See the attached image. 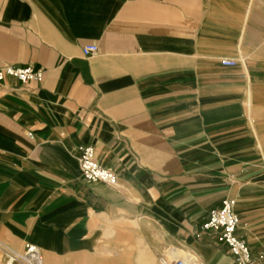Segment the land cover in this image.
Here are the masks:
<instances>
[{
    "label": "crops",
    "instance_id": "obj_1",
    "mask_svg": "<svg viewBox=\"0 0 264 264\" xmlns=\"http://www.w3.org/2000/svg\"><path fill=\"white\" fill-rule=\"evenodd\" d=\"M3 64L44 78L0 82L2 243L43 264H233L201 229L230 199L264 254V0H0ZM78 146L117 188L82 178Z\"/></svg>",
    "mask_w": 264,
    "mask_h": 264
},
{
    "label": "built area",
    "instance_id": "obj_2",
    "mask_svg": "<svg viewBox=\"0 0 264 264\" xmlns=\"http://www.w3.org/2000/svg\"><path fill=\"white\" fill-rule=\"evenodd\" d=\"M97 52L96 45L84 46L81 49L83 57H89ZM223 66L233 67L234 61H222ZM12 78L20 84L30 82L41 83L44 73L30 66L16 67L0 65V82ZM78 162L82 178L89 183H99L110 188L118 187L117 175L96 160L94 150L90 146H78ZM234 201L226 199L219 208L209 211L201 229L214 235L217 243L225 246L232 256L233 264H253L256 259L264 261V254L254 256L247 243L237 236L240 221L234 212ZM0 264H43L40 250L26 243L21 251H16L0 241ZM161 264H194L192 261L174 260L161 261Z\"/></svg>",
    "mask_w": 264,
    "mask_h": 264
}]
</instances>
